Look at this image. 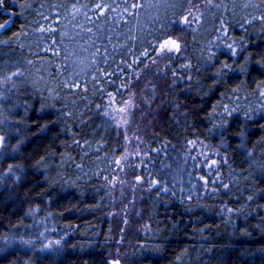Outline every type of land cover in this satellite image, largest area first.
<instances>
[{
    "label": "trees",
    "instance_id": "trees-1",
    "mask_svg": "<svg viewBox=\"0 0 264 264\" xmlns=\"http://www.w3.org/2000/svg\"><path fill=\"white\" fill-rule=\"evenodd\" d=\"M195 1L4 0L18 19L0 34L12 37L0 45V243L13 240L0 264H264V0H203L173 30ZM162 30L181 53L157 57ZM225 63L248 70L219 75ZM128 101L146 179L117 214ZM204 151L218 161L210 176L186 159Z\"/></svg>",
    "mask_w": 264,
    "mask_h": 264
},
{
    "label": "snow or ice",
    "instance_id": "snow-or-ice-1",
    "mask_svg": "<svg viewBox=\"0 0 264 264\" xmlns=\"http://www.w3.org/2000/svg\"><path fill=\"white\" fill-rule=\"evenodd\" d=\"M176 2H179V0H176ZM209 4H211L212 0H208ZM3 4H4V0H0V16H7L8 18L5 19L3 21V23H0V34H3L4 32L8 31L11 27L14 26L15 24V20L18 19V16L15 15V13H10V12H6L3 10ZM96 10L100 11L101 10V5L100 4H97L96 6ZM133 9H137V8H140L142 7L141 4H133ZM73 11L74 12H79L80 10L78 8L75 7V5H73ZM103 14V13H102ZM198 19V18H197ZM171 25L173 27V30H175L176 28H180L181 30H184L186 28H190L191 27V24L193 23V15H192V12L189 11L187 15H185L183 17V19H174L172 20L171 22ZM41 31H52L51 29H48V30H45V29H41ZM20 35V33H13V36L15 37H18ZM163 36H164V31L162 30L161 31V34L158 35L156 37L157 40H162L163 42L159 44V49L157 51L156 48H153L152 51H157V57H162V56H165V55H168V54H172V53H176V54H179L181 53V44L178 42V39L179 38H176V39H173L169 36V38L167 39H163ZM12 37H9V39L7 40H2L0 41V45H7L10 43ZM229 53L231 54V56H236L237 55V52L235 49L232 48L231 45H228V51L227 52H224L222 53V55H225V56H228ZM57 55H59V52L56 53ZM150 53L148 51H145L144 53H142L143 56H148ZM215 55V53H211L210 56H209V60L212 59V57ZM231 58V57H229ZM169 59H171V56L169 55ZM31 63V62H29ZM182 67H185L187 68L188 65H183ZM247 66H243L242 68L240 69H234L233 66L225 63V64H222L221 65V68L218 69V74L219 75H224L226 74V72H236V71H247ZM19 75H22V73L20 72H15V73H11L7 78H6V81H10L13 77L15 76H19ZM125 87H127L125 85ZM119 91L117 92V95H119ZM260 96L262 98H264V92H260ZM114 100V97H111L110 96V100H109V103H112ZM132 107L131 104H126L124 108H120L119 111L122 112V113H126L128 112V110ZM221 107V105L219 104V102L217 103V105L213 106V110H212V115H217L218 113L216 112V109ZM234 112H238V109L237 108H229L228 105H223V114H227L228 116H231ZM105 115L108 116L110 115L109 112H105ZM262 119H264V116L261 117ZM226 121H222L220 125H218L219 127H223L224 123ZM0 123H2V121H0ZM123 123H127V121L125 120ZM217 127V125H214L212 129H209V133H212L214 131V129ZM43 132V129L41 130ZM6 138L4 136H0V156H4L5 155V152H6V148L8 147V145L6 144ZM187 146L192 150V151H196L197 147L198 146H201L202 142L199 140V139H194V140H191V141H187L186 142ZM204 147H208L207 145H204ZM13 151H15V149H13ZM137 156L140 155L139 152L136 153ZM210 155L209 152H203L202 154L201 153H198L197 156L193 157L191 155L187 156L186 159H191V160H197V159H200L201 156H202V159H201V164H200V167H204L206 166L208 168V175L210 176V173H211V170L216 168L217 167V164H218V161L216 160H212L210 163H209V160H208V156ZM128 159V156L125 155L123 156L120 160H117L116 161V164L121 166V168L123 167L122 165V161L124 160H127ZM12 167L13 166H9L8 168V174H11L12 172ZM194 167H196V165H194ZM202 180H205V186L207 184V180L205 179V177H201ZM220 177L218 176L217 177V180H219ZM136 181L137 183H141L143 182V178L140 177V176H137L136 177ZM158 181L156 180H153L152 181V184L150 185V187H156L158 185ZM225 188L228 187V185H224ZM165 191H167V189H165ZM43 235V234H42ZM13 243V240H11L10 238H4L3 242L0 243V253H2L4 251V249L9 246L10 244ZM21 244H30L31 242L30 241H24V240H21L20 241ZM53 244L55 245H59L60 244V241L57 240V241H54ZM53 244H47L45 245V249H50V250H54V251H58L59 249H53ZM114 264H119V261H115Z\"/></svg>",
    "mask_w": 264,
    "mask_h": 264
},
{
    "label": "rangeland",
    "instance_id": "rangeland-1",
    "mask_svg": "<svg viewBox=\"0 0 264 264\" xmlns=\"http://www.w3.org/2000/svg\"><path fill=\"white\" fill-rule=\"evenodd\" d=\"M203 0H196L195 3L193 4L192 7H190V11L192 12V15L195 16L199 10L200 7L199 5L202 4ZM205 1V0H204ZM126 104H131L132 107L128 110L126 113H122L119 111L120 108H124ZM124 106L120 107L117 111V116L119 123L123 129V132L125 134V139H124V149L121 154V156L118 158L120 160L123 156L127 155L128 159L122 161L123 167L117 165L116 170H115V176L113 178V184L116 190V199L114 202V208L118 212L117 214L121 213L122 214V206L126 205L124 204L123 200L128 196L130 197H138L139 191L143 187V183L146 179L145 177V161L147 157V145L144 142L143 139L137 136H132L129 134V129L131 125V118L133 115V104L131 101H128ZM127 121V123H123L124 121ZM0 121H1V116H0ZM0 136L2 134L0 133ZM139 152L140 155L137 156L136 153ZM204 152H209V151H204ZM210 155L212 152H209ZM208 156L209 162H211L213 159L212 156ZM202 158V156H201ZM140 176L143 178V182L137 183L136 177ZM127 195V196H125ZM50 244H53L50 243ZM47 244H42L41 248H45L44 246ZM55 245V244H53ZM115 261H119V264H124V261H122V257H119L117 255H114L111 259V264H114Z\"/></svg>",
    "mask_w": 264,
    "mask_h": 264
}]
</instances>
